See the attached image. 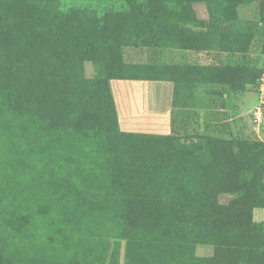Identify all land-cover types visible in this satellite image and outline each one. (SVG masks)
I'll list each match as a JSON object with an SVG mask.
<instances>
[{"label": "trees", "instance_id": "1", "mask_svg": "<svg viewBox=\"0 0 264 264\" xmlns=\"http://www.w3.org/2000/svg\"><path fill=\"white\" fill-rule=\"evenodd\" d=\"M252 4L264 23V0H0V264H74L78 248L83 264H113L116 216L118 264H264V141L122 131L109 85L253 89L264 66L225 62L264 57V35L235 28ZM131 48L212 63H130Z\"/></svg>", "mask_w": 264, "mask_h": 264}, {"label": "rangeland", "instance_id": "2", "mask_svg": "<svg viewBox=\"0 0 264 264\" xmlns=\"http://www.w3.org/2000/svg\"><path fill=\"white\" fill-rule=\"evenodd\" d=\"M66 5H80L89 7L96 10H102V8H119V6L127 3V0H61ZM199 19L204 21L206 19V13L202 6L197 7ZM235 28L240 32L248 30H254L255 32L264 35V23H260L256 18V4L244 7L240 9V19L235 24ZM126 57L128 58L132 49L125 50ZM190 56V62L195 61ZM204 59L206 55L202 54ZM227 64H246L250 67H262L264 66V57L260 53L258 47L251 49L249 54L242 56L239 54H228L225 57ZM87 73H89V66H87ZM109 85L112 91L113 99L117 106V112L120 120V128L122 131L129 133H144V134H158L169 135L177 134L181 137L191 136H212L220 139H231L237 137H246L253 140L264 141V103L261 104V96L264 97V85L260 83L253 89H248L241 92H252L255 100L246 110V115L242 118L246 126L238 128L236 134H229L231 131L230 124L223 130L216 126V129L212 133H206L203 130L202 125H196L192 123H170L163 115V112L168 108H175L178 105H190L188 102L190 98L186 97L185 91L177 89L176 85L166 82H144V81H109ZM229 92V91H228ZM264 101V99H263ZM257 107L261 108L262 116H256L255 110ZM128 114V117L126 116ZM124 115V116H123ZM186 121L191 119L183 118ZM245 128V129H244ZM119 215V214H117ZM97 217V216H96ZM112 217V216H111ZM103 216H101V220ZM255 221H264V209L255 211ZM121 217H115L108 219L109 227L114 230V244L113 250L105 248L103 254L106 257V252L112 256V263L118 264L120 259L121 242L125 237V226L122 225ZM89 223L83 229V233H88ZM111 231V230H110ZM95 248H98L97 246ZM82 251L77 250L75 254L74 264H83L86 258H82ZM74 259V258H73Z\"/></svg>", "mask_w": 264, "mask_h": 264}, {"label": "crops", "instance_id": "3", "mask_svg": "<svg viewBox=\"0 0 264 264\" xmlns=\"http://www.w3.org/2000/svg\"><path fill=\"white\" fill-rule=\"evenodd\" d=\"M131 49L132 51L128 58L126 54L124 55L125 60L130 63L204 66L212 63V55L210 53H196L177 49ZM202 54L206 55V59L201 57ZM190 56L196 58L194 59L195 61L190 62ZM185 87L184 89L180 88V91H185L186 97L190 98L188 102H191V104L185 106L177 104L175 108H168L163 112V115L171 124L187 122L202 125L206 133H212L216 129V126L223 130L230 124L232 132H229L228 135L231 133L236 134L237 130L239 132L240 128L243 129L246 126L242 118H244L246 110L255 100L252 92L235 94L228 92L223 86L212 84H189ZM126 116L128 117V114ZM183 118L191 120L186 121ZM118 122L120 123L119 116Z\"/></svg>", "mask_w": 264, "mask_h": 264}, {"label": "built area", "instance_id": "4", "mask_svg": "<svg viewBox=\"0 0 264 264\" xmlns=\"http://www.w3.org/2000/svg\"><path fill=\"white\" fill-rule=\"evenodd\" d=\"M261 83H262V85H264V78H262ZM263 99H264V97L261 96V104L264 103ZM255 112L256 113H254V114H256L257 117H259L260 115L262 116V110H261V108L257 107V109L255 110Z\"/></svg>", "mask_w": 264, "mask_h": 264}]
</instances>
